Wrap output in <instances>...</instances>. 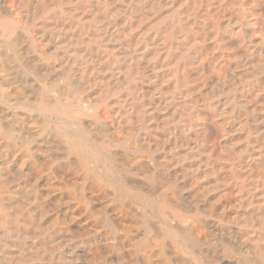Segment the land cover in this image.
<instances>
[{"label":"bare ground","instance_id":"1","mask_svg":"<svg viewBox=\"0 0 264 264\" xmlns=\"http://www.w3.org/2000/svg\"><path fill=\"white\" fill-rule=\"evenodd\" d=\"M0 264H264V0H0Z\"/></svg>","mask_w":264,"mask_h":264}]
</instances>
